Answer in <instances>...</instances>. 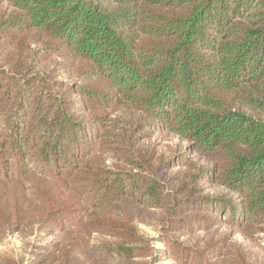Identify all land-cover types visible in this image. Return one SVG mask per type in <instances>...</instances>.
I'll return each mask as SVG.
<instances>
[{"label":"trees","instance_id":"obj_1","mask_svg":"<svg viewBox=\"0 0 264 264\" xmlns=\"http://www.w3.org/2000/svg\"><path fill=\"white\" fill-rule=\"evenodd\" d=\"M170 136L188 145L166 157ZM0 178L28 180L39 228L66 236L29 264H76L95 235L141 264H249L226 246L264 233V0H0ZM18 192L0 239L26 219ZM128 198L165 212L167 250L112 215ZM224 222L205 245L170 233Z\"/></svg>","mask_w":264,"mask_h":264},{"label":"rangeland","instance_id":"obj_2","mask_svg":"<svg viewBox=\"0 0 264 264\" xmlns=\"http://www.w3.org/2000/svg\"><path fill=\"white\" fill-rule=\"evenodd\" d=\"M47 65H50L48 63ZM159 139V150L160 152L169 157L175 151H180L187 147L186 142H182L179 138L170 136L168 138L156 137ZM104 163L112 168L122 167L123 163L120 162L118 157L113 155L105 154L102 156ZM205 163V162H204ZM188 171L187 167H178L177 170H173V173L180 172L183 175ZM26 180V179H25ZM23 182L13 181L11 178L2 179L0 178V194L6 195L7 197V210L12 218L15 220V208L14 199L11 196V191L14 186L19 187L17 194V200L20 197L22 199L17 203L19 210L17 209L18 216L22 218L26 217L22 226L17 232H7L4 237L0 239V264H29L30 257L34 249L37 246L60 244L64 242L65 235L62 231L48 230L44 231L39 228V223L33 217L32 210L39 205V201L31 190L28 180ZM218 187H211L210 193H220ZM4 193V194H3ZM110 211V210H109ZM113 214L117 216H129L133 218L134 223L138 226L140 232L147 237L152 238V245L156 250H167L165 243L163 242L164 235L166 234L164 227L167 222L165 220V212L147 208L140 204L138 199L128 198V200L117 204L113 207ZM111 213V211H110ZM231 231L230 225L227 223H220L211 227H204L195 230H179L174 228L170 233L175 237H179L188 244L199 243L205 245L210 240H217L220 236ZM104 236L95 235L91 240V249L88 254L79 257L76 260V264H141L142 261L133 260L129 261L124 257H120L116 254H110L104 250L99 249L98 243L104 240ZM235 242L242 244L245 248L247 261L249 264H264V233H256L255 240L248 241L240 233L234 234L227 243L232 251H235ZM230 250V252H231ZM234 256V253L225 256L226 259H230ZM157 260H154L151 264H175L165 255L161 253L156 254ZM145 260H150L145 259Z\"/></svg>","mask_w":264,"mask_h":264}]
</instances>
